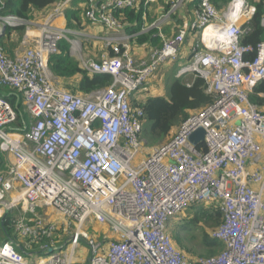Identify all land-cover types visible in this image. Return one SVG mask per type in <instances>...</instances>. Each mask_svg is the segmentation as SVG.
Wrapping results in <instances>:
<instances>
[{"label": "built area", "instance_id": "2783aa9c", "mask_svg": "<svg viewBox=\"0 0 264 264\" xmlns=\"http://www.w3.org/2000/svg\"><path fill=\"white\" fill-rule=\"evenodd\" d=\"M76 1L87 26L55 24ZM190 1L170 0L149 25L146 11L157 0H58L36 22L0 15V33L24 26L25 46L12 58L0 45V87L30 116L28 127H17L0 95V153L10 163L0 171V220L9 214L14 236L0 244V264H30L26 256L33 264H264V106L250 101L264 79V39L255 48L241 44L250 31L242 26L255 12L246 0H229L221 10L199 0L190 22L162 32ZM139 3L145 22L128 34L117 12ZM260 24L264 29V15ZM150 31L158 46L137 42ZM192 34L198 41L175 78L200 76L213 102L136 164L146 119L134 106L142 101L137 94L158 69L181 59ZM61 41L82 70L107 74L111 83L88 93L62 86L48 68ZM86 42L99 43L103 55L84 54ZM200 128L204 138L194 146L189 138ZM210 203L222 212L212 237L224 248L192 260L168 225L187 207Z\"/></svg>", "mask_w": 264, "mask_h": 264}, {"label": "trees", "instance_id": "16d2710c", "mask_svg": "<svg viewBox=\"0 0 264 264\" xmlns=\"http://www.w3.org/2000/svg\"><path fill=\"white\" fill-rule=\"evenodd\" d=\"M56 1L58 0H0V15L18 16L25 20H32L34 12L47 9L55 4ZM169 1L165 5L164 10L167 9ZM198 2L199 0H193L194 4ZM228 2L229 0H212V5L216 10H221ZM248 3L255 9V12L251 20L242 26V28L247 27L250 31L242 37L241 44L255 48L264 39V29L260 24L264 15V0H249ZM142 5V3H139L135 8L117 12V15L123 18L124 31L126 33L135 34L144 24V9ZM65 15L67 27H82L81 22L84 20L75 14L74 11H66ZM176 18L174 16V21H176ZM74 23L76 25H73ZM23 32L24 26H16L15 28L6 27L3 35L11 37V34L17 33L20 36L19 38H22ZM156 35V31H150L147 34L138 36L137 42L158 46L160 39ZM1 37L3 36L1 35ZM250 57H253V55ZM187 61H190V56ZM48 68L55 78L70 87L67 89L71 93L95 91L108 86L112 80L107 74L89 75L82 70L79 62L70 55L69 45L65 41H61L58 44L57 54L49 57ZM174 75L167 80L165 96L149 97L139 103L134 102V106L140 107L146 115L142 128V136L148 142L159 145L165 142L172 135L171 132L188 118L190 113L200 110V108L213 102V97L205 91L207 84L200 76L186 75L177 79ZM3 89L10 93L4 95L0 89V95L9 101L16 113V126L21 129L28 127L30 116L25 112L21 99L11 89L6 87ZM260 94L264 95V79L257 84L253 94L250 95V101L258 107L264 106V96H260ZM2 163L3 159L0 156V166ZM191 207L194 208L193 217L182 228L178 229L179 231L174 236V241H176L177 245H181V234L183 232L188 231V233L193 235L197 226L202 224L203 221H213L218 226L222 223V212H220L217 203L203 204L202 207L198 205ZM11 219L9 214H6L0 220V244L8 239H14ZM200 232L201 240L199 247L203 249V252L208 257L216 255V250L224 248L220 240L212 238L205 231ZM16 242L20 247L22 246L18 240ZM17 251L21 253L22 248H17Z\"/></svg>", "mask_w": 264, "mask_h": 264}, {"label": "rangeland", "instance_id": "374dc122", "mask_svg": "<svg viewBox=\"0 0 264 264\" xmlns=\"http://www.w3.org/2000/svg\"><path fill=\"white\" fill-rule=\"evenodd\" d=\"M246 1L248 2L249 0H246ZM77 4L75 6H72L73 5L72 4L71 5V8H73V9L78 8ZM77 15L80 18H82V14L80 12ZM44 16L45 15H42V16L37 17V20L36 21L42 20ZM150 16H152L154 18H150L149 20H147L148 21V23H147L148 25L151 24L152 22H155L157 20V17H155L153 13H151ZM65 19H66V16H65ZM76 23H74L73 25H76ZM81 24H82V28H85L87 26V23L84 22V21H82ZM32 32H33L32 37H34L37 32H36L35 29H32ZM170 32L171 33H175V29H173V26L170 28ZM33 40L34 39L31 38V42ZM196 41H198V36L197 37L189 36V38L185 42L186 48H188L191 45V43L193 45ZM91 44H92L91 42H86L85 44L84 43L82 44L83 53L86 54V55H88V56H90L91 58H94V59L97 58V57L102 56L104 50H101L100 49V44L99 43H96V42H94L92 45ZM22 48H25V46H23ZM189 50H187L186 53H183L182 54L181 59H179L177 63H175V64H168L165 67L158 69L156 75L147 84H145L139 90V94H137V96L140 97L141 100H143L148 95H150L148 93H152V94L154 93L155 96H159L160 93L158 91H156V90H157V87L159 85H161V84H162V90H163L162 91L163 92L162 94H164V93L166 94V86H167V82H168L167 80L170 79L174 74L176 75L177 74V71H178V69L180 67L185 66L188 63L187 59L189 58V53H190ZM188 76H191V75L189 74ZM62 86H64L65 88H70L65 83H62ZM0 89H1V93L4 94V95H6V94L9 93V91L4 90L3 88H0ZM10 92H12V91H10ZM174 131H175V129L171 133L173 134ZM142 138H143V136H142ZM157 145H159V144H155V143H152V142H148V140L146 138L145 139L143 138V146H142V149H141V151L139 153L140 156L135 160V163L136 164H139L141 162V160L146 157V154L152 148L156 147ZM262 146L264 147V144H262ZM0 156L3 159V163L0 166V171L4 173L5 171L8 170V167H9V164L10 163H9V161H8V159H7V157L5 155H2L0 153ZM198 206L202 207L203 204L202 205H198ZM193 209L194 208H192L190 206V207H187L186 209L182 210L181 214H179L178 216H174V217L171 218V221L169 222V225H168V232L170 233V235H171V237L173 239L174 244L177 246V248L180 251H184V253H186L187 256L190 259H192V260L193 259H197V258L208 257L203 252V249L199 247V242L201 240L200 239V237H201V232L200 231H205V232H207L212 237L213 230L218 227V225H215L213 221H207V222L206 221H203L202 224H199L197 226V229L195 230V232L193 233V235H191L190 233H188V231L183 232L181 234V239H182L181 240V245H177L176 244V241H174L175 240L174 236L177 234L176 232L179 231L178 229L182 228L183 225H185L193 217ZM222 220H223V218H222ZM201 227H202V229H200ZM86 228H87V230L90 233H93V229L91 228L90 225H88ZM82 249H84V251H83V253H80V256H81L82 259L83 258L85 259V258H87L88 252H85V247L83 245H82ZM221 250L222 249L216 250V253L215 254L217 255V254L221 253L220 252ZM26 260L30 264H33L34 263V260L32 258L28 257V256H26Z\"/></svg>", "mask_w": 264, "mask_h": 264}, {"label": "crops", "instance_id": "0c3cea01", "mask_svg": "<svg viewBox=\"0 0 264 264\" xmlns=\"http://www.w3.org/2000/svg\"><path fill=\"white\" fill-rule=\"evenodd\" d=\"M168 1L169 0H157V2H156V4H151L150 5V7L147 9V16H146V19H148V18H154V17H152V16H150V14L151 13H153L154 14V16L155 17H158L159 15H160V13H161V11L162 10H164V7H165V5L168 3ZM170 2V1H169ZM78 3V4H77ZM73 4V5H72ZM77 4V6H78V8H75V9H73V8H71V5L72 6H75ZM195 5L196 4H194L193 3V0H191L189 3H187L185 6H183L182 7V9L181 10H179V12L177 13V15L175 16V17H177L176 18V21H174V19H173V22H172V24H167V25H164V26H162V32H164L165 34H167V35H170L171 34V32H170V28H171V25H173V24H175V25H177V24H179V23H182V22H186V23H188V22H190L191 20H192V18H193V8L195 7ZM250 5V4H249ZM80 3L78 2V1H76V2H72L71 4H70V7H69V9L68 10H66L67 12H69V11H74L75 12V14H78L81 10H80ZM48 10H50V7L49 8H47V9H44V10H40V11H36V12H34L33 13V15H34V18H33V20L34 21H36L37 20V17H39V16H42V15H44V13L46 12V11H48ZM65 11V12H66ZM64 15H65V13H64ZM66 16V15H65ZM65 16L64 17H62V18H58L57 20H56V22H55V24H58V25H62V26H66V19H65ZM244 19H242V21H241V23H243L244 21H243ZM2 36L3 37H1V35H0V43H1V46L4 48V50H5V52H6V54L8 55V56H10V57H12V58H14L15 57V55L18 53V52H21V50L23 49L22 47L24 46V45H21V43H22V38H19L20 36H18V34L17 33H13V34H11V37H9V36H4L3 35V33H2ZM190 36H194L193 34L192 35H190ZM23 37V36H22ZM194 37H196V36H194ZM189 38V37H188ZM187 38V39H188ZM187 41V40H186ZM185 41V42H186ZM145 44H149V43H145ZM151 45V44H150ZM185 45V46H184ZM184 45L181 47V54H183V53H186V51L187 50H191V47H192V43H191V45L188 47V48H186V44L184 43ZM22 48V49H21ZM21 49V50H20ZM189 50V51H190ZM191 54V51H190V53H189V55ZM70 55H71V53H70ZM185 55V54H184ZM74 59H75V57L73 56V55H71ZM76 60V59H75ZM77 61V60H76ZM163 67H165V66H163ZM163 67H161V68H163ZM173 77V76H172ZM171 77V78H172ZM174 77H175V75H174ZM60 81V80H59ZM67 89V88H66ZM156 91H158L160 94H159V96H165L164 94H162L163 92V90H162V84L161 85H159L158 87H157V90ZM148 94H150V95H148L146 98H149V97H157V96H155V94L153 93H148ZM152 94V95H151ZM146 98H144V99H146ZM83 251H84V249H81V253H83ZM85 252H86V250H85Z\"/></svg>", "mask_w": 264, "mask_h": 264}, {"label": "water", "instance_id": "95a60500", "mask_svg": "<svg viewBox=\"0 0 264 264\" xmlns=\"http://www.w3.org/2000/svg\"><path fill=\"white\" fill-rule=\"evenodd\" d=\"M3 31H4V28H2V31H1L0 35H2ZM204 134H205V132L203 131L202 128L197 129V130L195 131V133H193V134L191 135V137L189 138V141H190L194 146H197V145L203 140V138H204Z\"/></svg>", "mask_w": 264, "mask_h": 264}, {"label": "bare ground", "instance_id": "6f19581e", "mask_svg": "<svg viewBox=\"0 0 264 264\" xmlns=\"http://www.w3.org/2000/svg\"><path fill=\"white\" fill-rule=\"evenodd\" d=\"M209 30L210 28L206 29L204 34L206 35L209 32Z\"/></svg>", "mask_w": 264, "mask_h": 264}]
</instances>
